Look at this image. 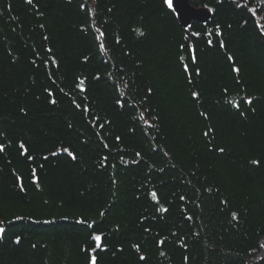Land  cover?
Returning a JSON list of instances; mask_svg holds the SVG:
<instances>
[{
  "label": "trees",
  "instance_id": "trees-1",
  "mask_svg": "<svg viewBox=\"0 0 264 264\" xmlns=\"http://www.w3.org/2000/svg\"><path fill=\"white\" fill-rule=\"evenodd\" d=\"M190 4L0 0V264H264V0Z\"/></svg>",
  "mask_w": 264,
  "mask_h": 264
},
{
  "label": "snow or ice",
  "instance_id": "snow-or-ice-1",
  "mask_svg": "<svg viewBox=\"0 0 264 264\" xmlns=\"http://www.w3.org/2000/svg\"><path fill=\"white\" fill-rule=\"evenodd\" d=\"M32 2H33V0H27V3H29V4H31ZM164 3L167 4L168 8H170V9L173 8V0H164ZM251 11L253 12V14H255L256 9H252ZM96 31L99 33V35L96 37L97 40H100L102 37L105 36V33L102 32V31H100L99 29H97ZM198 34H199V33H197V35H198ZM140 35H144V33L141 32ZM44 39L47 40V37H44ZM116 42H117V43H120L119 40H117ZM181 47H183V45H182ZM220 47H221V48L224 47L223 42H221ZM99 48H100V49H105V44H104L103 42H100V43H99ZM48 51L51 52L52 50H51V49H48ZM194 52H195V49H193V56H192V62H193V63L196 62V57H195ZM228 59L231 61V60H233V57H232V56H229ZM181 61L183 62V57H181ZM57 67H59V65H57ZM183 67H184V71H185V72H188V65H187V64H184ZM233 71H234L235 73L239 74L240 69H239L238 67H233ZM196 74H197V75L200 74V70H199L198 68L196 69ZM84 82H85L84 79H80V80H79V83L77 84V87L81 88L82 91L85 90V89L83 88ZM148 91L151 92V89H149ZM225 92H227V89H225ZM49 95H51V93H49ZM199 95H200V94H199L198 92H193V93H192L193 98H198ZM51 102H52L53 104H55L57 101L53 99ZM246 103L250 105V104L252 103V99H251V98L247 99V100H246ZM117 104H120L121 106H123V105L121 104V101H119V100H117ZM233 106L236 107V108H239V104H234ZM77 107H79V105H77ZM85 111H87V109H85ZM253 111H255V109H253ZM200 115L206 117V114L203 113V112H201ZM241 115H244V113L241 112ZM97 119H99V118L97 117ZM141 119H143V115H141ZM154 119H158V118H154ZM150 126H154V125H150ZM101 127H103V125H101ZM212 131H214V130L211 129V128H209V131L204 132V135L207 137V136L209 135V132H212ZM115 138H116L117 140L120 139L119 136H117V137H115ZM20 147H21V148H24V145L21 144ZM105 147H107L106 144H105ZM4 149H5V145H4L3 143H0V152H3ZM26 151H27V149H25V152H26ZM64 151L67 152L68 149L65 148ZM217 151L223 153V152H224V148H219V149H217ZM69 154L71 155V153H69ZM136 155H140V154L137 153ZM29 158L31 159L32 157H29ZM72 158L75 159L76 157L73 155ZM253 163H258V161H253ZM151 197H152L154 200H156L157 203H159V199H158V197H157V193H156L155 191L151 192ZM181 199H184V197L182 196ZM159 210H160V211H164V212L168 211V210L165 209V208H160ZM232 215H233L234 218L236 217V214H235V213H233ZM145 231H150V229H145ZM4 232H5L4 227H0V235H2ZM93 239H94L95 241L99 242V241L101 240V237H100L99 235H96V236L93 237ZM19 242H20V238L17 237V238H16V243H19ZM159 243H160V244H163L164 241H160ZM96 247L99 248V247H100V244L97 243V244H96ZM134 247H135L137 250H139V247H140V246H139V245H134ZM93 251H94V250H93ZM146 259H147V257H145V256H140V260L143 261V260H146ZM90 264H97V256H96V255H91V258H90Z\"/></svg>",
  "mask_w": 264,
  "mask_h": 264
},
{
  "label": "water",
  "instance_id": "water-1",
  "mask_svg": "<svg viewBox=\"0 0 264 264\" xmlns=\"http://www.w3.org/2000/svg\"><path fill=\"white\" fill-rule=\"evenodd\" d=\"M173 8L183 27H187L193 23H207L210 19L209 11L193 8L190 5V0H173Z\"/></svg>",
  "mask_w": 264,
  "mask_h": 264
},
{
  "label": "bare ground",
  "instance_id": "bare-ground-1",
  "mask_svg": "<svg viewBox=\"0 0 264 264\" xmlns=\"http://www.w3.org/2000/svg\"><path fill=\"white\" fill-rule=\"evenodd\" d=\"M203 9H206V8H203ZM176 20L178 21L179 25H180L181 27H183V26H182V23L180 22V20L178 19V17H177ZM208 22H209V21H208ZM208 22H207V23H208ZM207 23H203L202 25H205V24H207Z\"/></svg>",
  "mask_w": 264,
  "mask_h": 264
}]
</instances>
